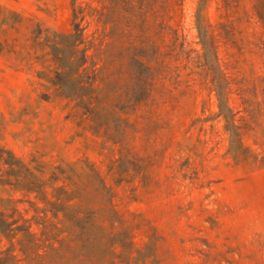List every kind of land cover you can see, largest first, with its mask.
Masks as SVG:
<instances>
[{
    "label": "rangeland",
    "instance_id": "obj_1",
    "mask_svg": "<svg viewBox=\"0 0 264 264\" xmlns=\"http://www.w3.org/2000/svg\"><path fill=\"white\" fill-rule=\"evenodd\" d=\"M198 1L183 0L176 49L164 50L147 103L129 110L134 160L124 165L119 146L50 83L43 34L69 32L71 0H0V158L45 168L88 161L110 190L115 230L128 232L127 264H264V0H208L203 11L228 84L235 147L201 58ZM6 169L0 162L1 176ZM30 200L0 186L6 214L29 219Z\"/></svg>",
    "mask_w": 264,
    "mask_h": 264
},
{
    "label": "trees",
    "instance_id": "obj_2",
    "mask_svg": "<svg viewBox=\"0 0 264 264\" xmlns=\"http://www.w3.org/2000/svg\"><path fill=\"white\" fill-rule=\"evenodd\" d=\"M207 2L198 1L195 29L201 58L213 74L218 116L227 121L230 146L235 147L239 136L228 105V84L218 64L214 32L203 15ZM182 7L183 0L83 4L71 0L69 32L43 34L47 56L55 65L51 85L81 110L96 135L119 146L120 164L133 163L130 142L135 130L129 110L147 103L166 57L164 50L176 49L181 37L174 23ZM263 14L257 16L262 24ZM9 157L0 158L7 168L0 175V186L32 196L28 203L34 214L16 218L14 209L6 214L0 208V264H127L133 260L128 232L115 230L121 222L110 190L88 161L45 168Z\"/></svg>",
    "mask_w": 264,
    "mask_h": 264
}]
</instances>
